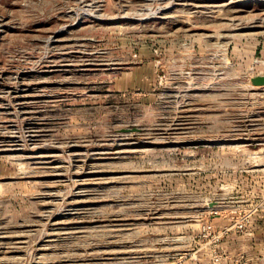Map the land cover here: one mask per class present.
<instances>
[{
	"label": "rangeland",
	"instance_id": "1",
	"mask_svg": "<svg viewBox=\"0 0 264 264\" xmlns=\"http://www.w3.org/2000/svg\"><path fill=\"white\" fill-rule=\"evenodd\" d=\"M255 75L264 0H0V264H264Z\"/></svg>",
	"mask_w": 264,
	"mask_h": 264
},
{
	"label": "water",
	"instance_id": "2",
	"mask_svg": "<svg viewBox=\"0 0 264 264\" xmlns=\"http://www.w3.org/2000/svg\"><path fill=\"white\" fill-rule=\"evenodd\" d=\"M250 82L253 86H264V75H255L250 78ZM138 127L132 126L130 128L124 129V131H137ZM213 204V203H212ZM211 204V205H212Z\"/></svg>",
	"mask_w": 264,
	"mask_h": 264
},
{
	"label": "bare ground",
	"instance_id": "3",
	"mask_svg": "<svg viewBox=\"0 0 264 264\" xmlns=\"http://www.w3.org/2000/svg\"><path fill=\"white\" fill-rule=\"evenodd\" d=\"M92 11V10H91ZM67 150V149H66ZM65 157H66V155H65ZM61 161V160H60Z\"/></svg>",
	"mask_w": 264,
	"mask_h": 264
}]
</instances>
